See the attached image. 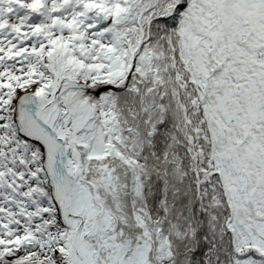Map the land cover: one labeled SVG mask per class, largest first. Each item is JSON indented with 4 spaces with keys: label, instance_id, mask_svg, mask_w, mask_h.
I'll return each instance as SVG.
<instances>
[{
    "label": "snow or ice",
    "instance_id": "snow-or-ice-1",
    "mask_svg": "<svg viewBox=\"0 0 264 264\" xmlns=\"http://www.w3.org/2000/svg\"><path fill=\"white\" fill-rule=\"evenodd\" d=\"M0 264H264V0H0Z\"/></svg>",
    "mask_w": 264,
    "mask_h": 264
}]
</instances>
